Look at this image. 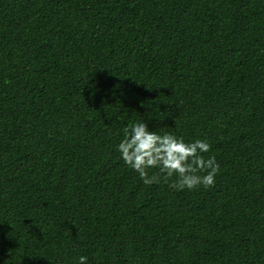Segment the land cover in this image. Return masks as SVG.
Returning a JSON list of instances; mask_svg holds the SVG:
<instances>
[{"label":"trees","instance_id":"trees-1","mask_svg":"<svg viewBox=\"0 0 264 264\" xmlns=\"http://www.w3.org/2000/svg\"><path fill=\"white\" fill-rule=\"evenodd\" d=\"M144 121L215 184L145 185ZM264 264V0H0V264Z\"/></svg>","mask_w":264,"mask_h":264},{"label":"clouds","instance_id":"clouds-1","mask_svg":"<svg viewBox=\"0 0 264 264\" xmlns=\"http://www.w3.org/2000/svg\"><path fill=\"white\" fill-rule=\"evenodd\" d=\"M210 149L205 139L186 141L172 132L161 135L144 121H135L125 127L117 145L120 159L138 173L145 185L160 181V176L149 174V169L158 168L165 179L177 177L171 184L177 190L208 188L215 184L220 165L215 156L202 155ZM87 261L88 257L81 255L75 264H87Z\"/></svg>","mask_w":264,"mask_h":264}]
</instances>
